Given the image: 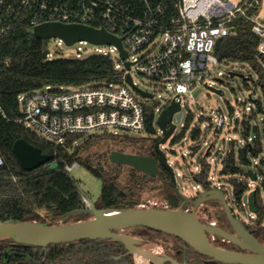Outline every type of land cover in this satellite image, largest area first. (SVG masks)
Wrapping results in <instances>:
<instances>
[{
    "label": "trees",
    "instance_id": "16d2710c",
    "mask_svg": "<svg viewBox=\"0 0 264 264\" xmlns=\"http://www.w3.org/2000/svg\"><path fill=\"white\" fill-rule=\"evenodd\" d=\"M235 34L231 37L216 41L214 56L220 63L239 62L246 64L255 73L253 86L258 87L264 99V55L258 52L259 38L251 32V24L244 18L234 23ZM47 41L38 40L24 29L0 37V155L4 159V166L0 168V222H38L44 225H56L88 220L90 214L84 213L82 196L77 182L68 174L65 165L77 162L90 174L100 180L101 192L98 202L94 206L98 209L125 210L137 208L140 205L141 193L151 190L158 182L167 191L164 200L170 209H177L180 202L174 189L162 182H170V174L165 169L159 175L135 180L132 178L136 170L115 165L116 168H128L130 174L125 184H120L118 176L107 172L100 163L80 153L87 151L92 145H104L111 150L123 152L125 148L137 143L136 139L116 134H101L96 140L74 145L80 135L67 137L63 144L55 145L25 130L21 125L13 122L18 118L17 96L42 88L46 85L79 87L97 82H116L120 74L113 68V61L109 57L93 55L83 60L52 59L43 57ZM246 81V80H245ZM249 90V85L244 82ZM258 113L263 112L260 99L252 101ZM156 104L144 105V119L146 134L153 135L154 110ZM250 117H255L251 107ZM8 119L9 121H6ZM262 131L256 127L252 142H247L249 126H244L245 142L238 147L236 154L231 152L222 161L220 175L238 174L235 157L241 166H250L249 160L256 159L264 152V117L261 118ZM186 127V126H185ZM198 135V130L191 134L192 139ZM23 139L45 154L53 149V156L48 164L31 171H24L12 152L13 143ZM89 139V138H88ZM160 140V139H159ZM156 140L154 143L158 142ZM98 142V143H97ZM101 143V144H100ZM231 143H234L231 141ZM80 145V146H79ZM155 151L150 155L156 158ZM108 161V160H107ZM109 162V161H108ZM110 163V162H109ZM210 168L200 160L199 170L192 175L197 186L203 190L212 188L209 177ZM14 177V180H13ZM235 202L240 204L246 192L243 182L233 183ZM259 190L256 189V195ZM221 211L214 213L208 222L224 221V211L216 201H210ZM259 213L255 222L250 226L252 233L264 244V227L261 225L263 211ZM44 212L45 216H41ZM131 235L148 236L159 241L179 240L178 238L147 228H134ZM125 250L122 244L114 240H82L69 244L51 245L47 248L14 244L10 239H0V264H126V257H120ZM116 257L120 259L116 260Z\"/></svg>",
    "mask_w": 264,
    "mask_h": 264
},
{
    "label": "built area",
    "instance_id": "2783aa9c",
    "mask_svg": "<svg viewBox=\"0 0 264 264\" xmlns=\"http://www.w3.org/2000/svg\"><path fill=\"white\" fill-rule=\"evenodd\" d=\"M261 4L262 0H0V37L19 29L32 35L37 26L57 23L104 30L121 45L119 50L114 44L76 42L94 46V55L111 58L120 74L118 81L79 87L46 85L22 93L17 96L20 116L13 122L55 145L71 135L112 134L113 130L146 134V103H159L154 110L155 126L161 111L172 102H178L181 111L183 104L188 107L187 98L195 88L211 86L222 75L220 71L215 74L220 62L213 54L214 46L217 40L235 34L237 19L251 24V32L259 38L258 52L264 55V23L256 20ZM80 52L78 49L77 57ZM50 55L48 52L46 58ZM135 75L152 82L154 92L143 91L151 99L135 90L139 89L133 82ZM160 93L168 99L163 100ZM0 113L3 115L1 109ZM210 114L214 117L213 137L217 138L226 118L217 110ZM4 164L0 155V168ZM79 166L74 162L64 170L71 174ZM82 203L84 209L90 207L86 196Z\"/></svg>",
    "mask_w": 264,
    "mask_h": 264
},
{
    "label": "rangeland",
    "instance_id": "374dc122",
    "mask_svg": "<svg viewBox=\"0 0 264 264\" xmlns=\"http://www.w3.org/2000/svg\"><path fill=\"white\" fill-rule=\"evenodd\" d=\"M256 20L264 23V0H262ZM78 49L81 50L79 57L76 56ZM103 49L108 51L107 47ZM46 50L51 54L48 60L59 58L83 60L94 55V46L88 43L66 46L60 39L48 40ZM219 71L222 75L220 77H215L217 80L211 85L214 90L219 91V94L211 92L205 87L195 88L192 97L188 96L187 98L186 104L188 105V109L185 108V104L182 105V117L180 122L178 123L176 119L173 118L172 124L175 125V130L167 142L160 145V150L165 155L167 163L173 169L175 184L180 194L187 197L203 191L201 187L197 186L192 177V175L199 170L200 160L202 159L209 165V177L212 186L224 189L225 199L229 207L238 217L245 221L249 216H252L247 208V193L242 197L240 202L242 206H240V204L234 200L232 186L234 182H243L245 185L249 184L252 189L258 188L259 192L256 199L259 208L264 213V152L256 159L248 158L250 166H241L238 163V159L235 157V166L240 171L238 174L220 175L219 173L222 167V161L232 149L236 154L238 147L241 146V143L245 140L243 136L245 125L249 126V137L255 133L256 127H258L259 131H262L263 126L261 118L264 117V99L261 90L252 84V81L256 80V75L248 65L239 62L220 63L217 66L215 74ZM133 82L142 91L154 92V85L152 82L141 76H133ZM244 82L249 85V90L244 87ZM90 85L91 84H87V86ZM160 91L163 92L161 89ZM160 94L163 100L168 99V96L164 93ZM139 99L143 102H147L141 97ZM258 99L262 102V113H258L256 107L253 106L252 101ZM155 104L158 105L159 103L155 100ZM247 107L253 108V113L256 115L255 117H250L251 112L245 110ZM211 110L220 111L226 118L223 131L217 138L213 137L214 126L212 124L214 117L210 114ZM237 120L238 123L236 124ZM154 130L155 133L153 135H139L121 130H113L111 133L113 134V132L116 131V135L120 137L125 135L137 140L135 145L125 148L123 152L150 155L151 150L154 151V142L161 139V133L156 125L154 126ZM194 130H198V135L195 139H192L191 134ZM99 135L101 134L90 133L80 135L74 145L80 144L83 146L84 144L81 143L84 140L91 142L96 140V138L93 137ZM231 141H234V143H231ZM110 148L116 147L110 146ZM110 148H106L104 145L99 144L92 145L87 151H82L80 156L82 158L89 156L93 163H100L107 172H112L118 176L120 184H125L128 180L130 171L128 168L124 167L116 168L114 164L108 162L110 152L115 151H110ZM249 170L257 176V180L254 183L250 182L246 176ZM131 175H133V179L139 180L142 178L143 174L135 171ZM70 176L77 182L78 188L88 200L92 204H96L101 192L100 180L93 177L90 172L82 166L73 170ZM153 185L155 186L153 189L141 193L140 205L151 207V204L154 203L156 204V208H162L166 203L164 195L167 191H165L158 182H154ZM215 212L221 214L218 207L206 202L200 207L198 216L207 221L210 217L213 218ZM40 213L41 216H45L44 212ZM89 217L92 218V215L90 214ZM70 221L71 220H69L68 223H72ZM57 224L62 223L61 221H57ZM132 232L133 229H128L121 233L128 235ZM147 247H149V245ZM136 260L139 263L148 264L143 258L137 257Z\"/></svg>",
    "mask_w": 264,
    "mask_h": 264
},
{
    "label": "water",
    "instance_id": "95a60500",
    "mask_svg": "<svg viewBox=\"0 0 264 264\" xmlns=\"http://www.w3.org/2000/svg\"><path fill=\"white\" fill-rule=\"evenodd\" d=\"M32 37L44 41L58 38L66 46H72L78 41H87L94 45L114 44L121 50L120 41L107 34L104 30H95L77 25L43 24L34 28ZM47 54L48 51L46 50L43 53V57L46 58ZM121 57H126L122 51ZM125 66L128 69V64H125ZM127 81L130 85L132 84L130 77L127 78ZM204 87L211 92L219 94V91L214 90L211 86ZM135 90L143 98H152L148 93L136 88ZM185 108L188 109L187 106ZM181 117L182 113L178 102H172L157 117L156 126L161 132V139L154 143L153 146L157 154L156 158L120 151H112L108 156L111 164L132 168L148 177L158 175V166L169 172L171 186L181 201L176 210L156 209L154 207H137L125 210L98 209L90 202V207L83 210L84 213L92 215V218L88 220L56 225H44L27 221L16 223L0 222V239L8 238L14 244L40 248L82 240H114L122 244L126 251L120 257L133 255L144 257L150 264H165L167 261L172 264H178L169 258L156 257L145 250L137 249L135 245L139 241L121 233L124 230L142 227L163 232L182 240L195 252L211 260V262L206 264H213L214 262L221 264H264V247L234 216L225 199L223 188L212 186L211 189L202 191L194 201L189 200L178 191L173 169L167 163L165 155L160 150V145L165 144L175 130V125L172 124L173 118L179 123ZM12 152L24 171H31L44 166L53 156V149L43 154L38 148L23 139H18L13 143ZM246 176L252 183L257 180V176L251 170L247 171ZM246 193L249 213L251 215L258 214L256 189H252L249 184H246ZM210 201H216L221 205L225 217L236 235H232L212 224H201L199 222L195 214L197 207ZM187 203L193 205V209L190 212L183 210ZM208 237L222 238L252 254L243 255L219 249L210 243ZM120 257L115 259L118 260Z\"/></svg>",
    "mask_w": 264,
    "mask_h": 264
},
{
    "label": "flooded vegetation",
    "instance_id": "af4514ba",
    "mask_svg": "<svg viewBox=\"0 0 264 264\" xmlns=\"http://www.w3.org/2000/svg\"><path fill=\"white\" fill-rule=\"evenodd\" d=\"M156 157H157V155H156ZM162 171H163V168L158 166V175ZM162 182L171 186V177H170V182H167L166 180H162ZM200 193L201 192H198L196 194L187 196L186 198H188L191 201H194L197 199V197L200 195ZM180 204H181V201L179 202L178 207ZM203 205L204 204L197 207L196 212H195L196 217L201 224H212L214 226H217V227L223 229L224 231H226L232 235H236L235 232L230 227L226 217H224L225 219L222 223H218L217 221L208 222V221H205L204 219H201L198 216V212L200 210V207ZM256 206L259 208L257 199H256ZM146 208H149V207H146ZM154 208H156V207H154ZM156 209L176 210V209H170L167 202L165 203V206H163L162 208H156ZM192 209H193V205L191 203H187L183 207V210H185L187 212L192 211ZM232 212H233L234 216L239 220L240 224L260 243V245H262L264 247V244L261 243L258 240V238H256L254 236V234L252 233V230L250 229V226L255 222L258 214L249 216L245 221H243L240 217H238V215L235 214V212L233 210H232ZM263 215H264V213H263ZM261 225L264 227V216H263V219L261 220ZM127 236L132 237L134 239H137L139 241V243L137 245H135V247L137 249L145 250V251L153 254L156 257L169 258L178 264H206V263L211 262V260L209 258L201 256L200 254L195 252L192 248H190L186 243H184L180 239L179 240L174 239V240H168L165 242H163V241L161 242V241L156 240V239H151L146 235L136 237V236H133L131 234H128ZM208 238H209L210 243L219 249L230 251V252H235V253L243 254V255H251L252 254L251 252L246 251V250H242L238 246H236V245H234V244H232V243H230L227 240H224L222 238H218V237H215V238L208 237ZM148 245H149V247H147ZM126 258H127L126 264H143V263L137 262V260H136L137 256L130 255V256H126ZM142 258L145 260L144 257H142ZM147 263L150 264L149 262H147ZM165 264H172V263L167 261ZM213 264H221V263L214 262Z\"/></svg>",
    "mask_w": 264,
    "mask_h": 264
},
{
    "label": "bare ground",
    "instance_id": "6f19581e",
    "mask_svg": "<svg viewBox=\"0 0 264 264\" xmlns=\"http://www.w3.org/2000/svg\"><path fill=\"white\" fill-rule=\"evenodd\" d=\"M111 214H116V213H111ZM137 257H141V256H137ZM142 258V257H141ZM146 260V259H145ZM147 261V260H146ZM148 262V261H147Z\"/></svg>",
    "mask_w": 264,
    "mask_h": 264
}]
</instances>
